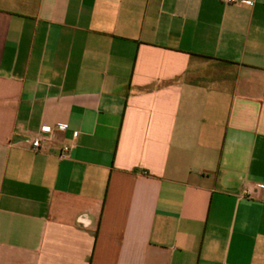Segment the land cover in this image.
I'll list each match as a JSON object with an SVG mask.
<instances>
[{
  "label": "crops",
  "instance_id": "obj_1",
  "mask_svg": "<svg viewBox=\"0 0 264 264\" xmlns=\"http://www.w3.org/2000/svg\"><path fill=\"white\" fill-rule=\"evenodd\" d=\"M260 186L264 0H0V264H264Z\"/></svg>",
  "mask_w": 264,
  "mask_h": 264
},
{
  "label": "built area",
  "instance_id": "obj_2",
  "mask_svg": "<svg viewBox=\"0 0 264 264\" xmlns=\"http://www.w3.org/2000/svg\"><path fill=\"white\" fill-rule=\"evenodd\" d=\"M227 3H237L238 0H223ZM56 129L55 128H41L39 132L27 136V141L30 149L34 151H40L43 146L51 141H54L56 138ZM76 136V134H74ZM70 152L69 146H63L59 152V158H67ZM260 189H264V187L260 186Z\"/></svg>",
  "mask_w": 264,
  "mask_h": 264
}]
</instances>
